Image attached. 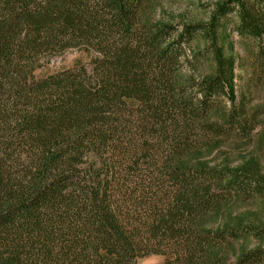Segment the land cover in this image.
Listing matches in <instances>:
<instances>
[{
	"label": "trees",
	"instance_id": "1",
	"mask_svg": "<svg viewBox=\"0 0 264 264\" xmlns=\"http://www.w3.org/2000/svg\"><path fill=\"white\" fill-rule=\"evenodd\" d=\"M156 0H0V264H261L264 172L208 157L250 140L231 30L264 67V0L204 21ZM70 49L87 63L45 71ZM253 241L256 245L248 248Z\"/></svg>",
	"mask_w": 264,
	"mask_h": 264
},
{
	"label": "rangeland",
	"instance_id": "2",
	"mask_svg": "<svg viewBox=\"0 0 264 264\" xmlns=\"http://www.w3.org/2000/svg\"><path fill=\"white\" fill-rule=\"evenodd\" d=\"M218 1L220 0H156L152 17L154 20L160 19L181 27L183 23L206 20ZM230 30L233 52L237 60L235 70L237 102L245 107L248 114L253 113L258 118L257 127L250 140L241 141L237 138H230L218 151L210 155L208 160L211 163L236 166L240 162L253 159L259 162L264 172V67L255 57L258 51L255 44L248 39L238 37L231 27ZM262 44L264 47V38ZM91 55L81 49H70L51 59L43 72L69 68L78 62L87 63ZM233 214L235 216L241 214L247 219L264 223V212L253 204L237 203ZM255 245L253 241L247 244L248 248ZM261 246L264 247V243ZM163 261L164 257L161 255H149L139 259L136 264H160ZM233 263L234 258L232 257L229 264Z\"/></svg>",
	"mask_w": 264,
	"mask_h": 264
}]
</instances>
